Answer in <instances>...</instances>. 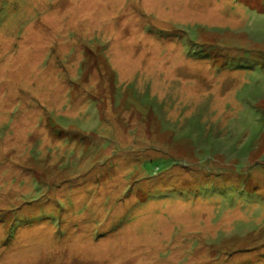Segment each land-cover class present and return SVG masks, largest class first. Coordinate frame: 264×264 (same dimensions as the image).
<instances>
[{"label": "rangeland", "instance_id": "obj_1", "mask_svg": "<svg viewBox=\"0 0 264 264\" xmlns=\"http://www.w3.org/2000/svg\"><path fill=\"white\" fill-rule=\"evenodd\" d=\"M0 264H264V0H0Z\"/></svg>", "mask_w": 264, "mask_h": 264}, {"label": "bare ground", "instance_id": "obj_2", "mask_svg": "<svg viewBox=\"0 0 264 264\" xmlns=\"http://www.w3.org/2000/svg\"><path fill=\"white\" fill-rule=\"evenodd\" d=\"M188 8H189V6H188ZM209 8H210V7H209ZM211 8H212V7H211ZM193 9H194V8H193ZM199 10H200V9H199ZM208 10H209V9H208ZM208 10H207V11H208ZM215 11H216V10H215ZM213 12H214V9H213ZM202 13H203V12H202ZM215 13H216V12H215ZM217 14H218V17H219L220 15H219L218 12H217ZM200 15H201V14H200ZM222 16H223V15H222ZM26 53H27V52H26ZM26 53H24V54H26ZM26 56H27V54H26ZM28 56H29V54H28ZM26 58H28V57H26ZM23 59H24V58H23ZM25 61H26V60H25ZM25 61H24V62H25ZM26 62H27V61H26ZM26 64H27V63H26ZM30 64H31V63H30ZM30 64H29V65H30Z\"/></svg>", "mask_w": 264, "mask_h": 264}]
</instances>
